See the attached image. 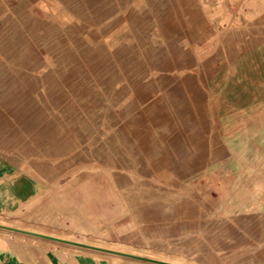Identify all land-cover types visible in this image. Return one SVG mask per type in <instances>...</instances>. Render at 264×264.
I'll return each mask as SVG.
<instances>
[{"label": "rangeland", "instance_id": "374dc122", "mask_svg": "<svg viewBox=\"0 0 264 264\" xmlns=\"http://www.w3.org/2000/svg\"><path fill=\"white\" fill-rule=\"evenodd\" d=\"M183 2L0 0V174L14 172L34 195L0 223L74 233L66 243L87 249L88 238L264 264V163L237 159L253 136L247 114L232 112L264 65V6L195 0L211 31L199 39ZM51 199L62 211L69 203L63 221L46 210ZM4 237L0 264H163L148 253L62 260L43 243Z\"/></svg>", "mask_w": 264, "mask_h": 264}, {"label": "bare ground", "instance_id": "6f19581e", "mask_svg": "<svg viewBox=\"0 0 264 264\" xmlns=\"http://www.w3.org/2000/svg\"><path fill=\"white\" fill-rule=\"evenodd\" d=\"M253 2L256 5L261 6V8L264 6V0H253ZM185 3V10H186V14L187 15V19L189 22L191 23H196L194 26V29H196L198 31V33L200 35H197V37L199 39H201L202 37H206L208 33H210V29L208 31L207 25L205 23V19L203 14L200 12V8H198V6L195 5V0H184L183 4ZM173 45V44H172ZM169 46L171 47V44H169ZM261 53V52H260ZM98 56H96V59L99 63V65H103V63H106L108 61H104L101 62V56L99 55V53L97 52ZM93 59V58H91ZM261 59V58H260ZM110 63V62H109ZM130 63V62H129ZM246 64V63H245ZM98 66V69L100 70L101 67ZM238 67V66H237ZM254 73V72H253ZM245 77V76H244ZM254 78V77H252ZM1 226L4 227H15V229H24L25 231H30V233L36 234V233H40L41 235H49V237H57L58 240H51V239H46V238H42V237H37V235H29L27 233H23L21 231H15V230H8V229H2L0 227V236L1 238L4 236H11L12 238H14V240H18V241H23V242H29V243H34V242H40L43 243L45 245H47L48 247H52L54 250V252L62 259H70L74 254H88L94 257H107L110 258L112 261H117V262H124V261H130L133 258L130 257H126L125 255H131L135 257L140 256V257H144L143 253H148V255H150L151 259H157L161 263H165V264H198L197 262L187 259L185 257L182 256H178L172 253H168L165 250H157V249H148V251H144L142 253H139L136 249H132L130 248V246H128V244H118L116 248L113 247H106L103 246V244H105V241H100L98 239H92V240H88V238L86 239V241L88 243H86L85 245L82 246H86L92 249H87V248H82V247H78V246H74L71 243H66L68 241H76L79 239H74L75 234L74 233H55L54 231H48V230H44V229H39V228H34L36 230H30L28 228H21V227H16L13 225H9V224H4V223H0ZM7 225V226H5ZM27 226V224H26ZM9 239L8 237H4V239ZM60 239H66L67 241L60 240ZM74 243V242H73ZM85 243V242H84ZM106 249H103V248ZM93 249L96 250H100V251H95ZM95 251V252H94ZM105 251V252H102ZM114 253H118V254H114ZM123 254V255H120ZM134 261L136 264H143L141 263L140 260H131ZM146 264H157V263H151V262H144Z\"/></svg>", "mask_w": 264, "mask_h": 264}, {"label": "crops", "instance_id": "0c3cea01", "mask_svg": "<svg viewBox=\"0 0 264 264\" xmlns=\"http://www.w3.org/2000/svg\"><path fill=\"white\" fill-rule=\"evenodd\" d=\"M257 69V67H255V70ZM255 82L254 85L257 87L251 96V99H249L248 101H246L245 99L242 100V103H244V106H241L240 108H235L234 110H232L233 113H245L247 114L246 118H250L251 120H249V125L247 126L246 130L248 132L249 135H252V139H250L249 141H246L242 144V146L240 147L241 149L238 151L237 153V159L240 157L241 159H247V160H258L262 163H264V65H262L259 69V71L256 70L255 73ZM245 84V83H244ZM239 102H232V104H236ZM243 107V108H242ZM252 108V109H251ZM244 109V110H243ZM251 114V115H248ZM231 115H228V118ZM246 120V119H245ZM254 142H258L259 145L257 146V152L253 154V156H248V151L252 149V143ZM231 149V148H229ZM236 154V153H235ZM233 153V157L236 158V155ZM14 172L12 174L9 173H1L0 174V181H7L6 183V188L3 191V193L0 195V212H4L7 210L10 211H17L20 209L21 205L27 202H30V200L33 198V194H32V190L29 188H24L23 183L18 180L15 181L16 179H12L11 177L13 176ZM99 193V192H98ZM88 194V193H86ZM68 196V201H69V195ZM53 202V200L51 199L47 205L46 208H50V209H46L47 211H52L53 214L56 216L54 217V220H56L59 215L62 216L60 218H58L59 221H63L64 220V216H65V211L67 212H72L70 211L69 208V203H67V207L65 211L59 210L58 208H54L53 205L51 204ZM93 206L95 205V203H92ZM113 202H108L106 203V206H111L113 205ZM97 208H100V202L96 203ZM159 204L153 205L152 209H156L159 208ZM193 207L192 202H190L185 208L180 209L181 211V215H187L188 212H190L191 208ZM188 210V211H184V210ZM178 256H182L185 257L187 259L193 260L195 262H197L198 264H205L203 260H197V259H192V258H188L184 255H179V254H175ZM236 256V260L237 262H251L253 261L255 258H257V255H253V254H247V255H233Z\"/></svg>", "mask_w": 264, "mask_h": 264}, {"label": "water", "instance_id": "95a60500", "mask_svg": "<svg viewBox=\"0 0 264 264\" xmlns=\"http://www.w3.org/2000/svg\"><path fill=\"white\" fill-rule=\"evenodd\" d=\"M2 227H4V226H2ZM4 228H6V227H4ZM48 238V237H47ZM128 256H131V255H128ZM133 257V256H132Z\"/></svg>", "mask_w": 264, "mask_h": 264}]
</instances>
